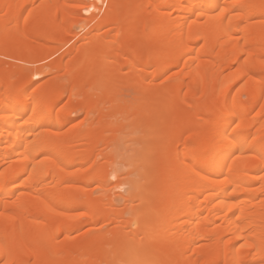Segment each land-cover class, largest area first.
<instances>
[{
  "label": "bare ground",
  "instance_id": "6f19581e",
  "mask_svg": "<svg viewBox=\"0 0 264 264\" xmlns=\"http://www.w3.org/2000/svg\"><path fill=\"white\" fill-rule=\"evenodd\" d=\"M262 4L0 0L14 264H264Z\"/></svg>",
  "mask_w": 264,
  "mask_h": 264
},
{
  "label": "snow or ice",
  "instance_id": "6c2138e0",
  "mask_svg": "<svg viewBox=\"0 0 264 264\" xmlns=\"http://www.w3.org/2000/svg\"><path fill=\"white\" fill-rule=\"evenodd\" d=\"M228 6L225 7H221L219 9V11L216 13L217 17H224L225 19H228V23L229 25H231L232 20H241L243 19V17L239 14V10L244 8V7H248V8H255L256 5H237L234 4L232 6V12L229 13L228 15H225L226 10H227ZM261 8H264V4L260 5ZM88 6L85 5L84 6V10L87 11ZM29 16H31L32 14L29 13ZM25 24H27V18H25L24 20ZM138 53L136 51V49H131L130 50V59L131 60H135V58L137 57ZM148 55H150V52L148 53ZM245 63H247V60H245ZM259 65L261 67L262 70H264V59L259 60ZM130 67L132 66V64L129 65ZM236 127H239V125L237 124ZM227 139V133L224 134V136L222 137V140H226ZM261 160L264 161V153H261L260 156ZM61 171H63V169H61ZM78 171V170H77ZM68 175H74L73 172H69ZM28 179L31 178V176L29 175L27 177ZM108 179L112 182H115L117 179H119V177L117 176V174L115 172H112L109 174ZM120 190H123L122 188ZM242 247H250L249 245H242ZM262 252H264V246H262ZM4 259H0V264H14L13 261V253L12 251H7V253H5V251L3 250L2 247H0V257H5ZM15 264H24L23 261H16ZM41 264H46V262H41ZM237 264H242V262H237Z\"/></svg>",
  "mask_w": 264,
  "mask_h": 264
},
{
  "label": "rangeland",
  "instance_id": "374dc122",
  "mask_svg": "<svg viewBox=\"0 0 264 264\" xmlns=\"http://www.w3.org/2000/svg\"><path fill=\"white\" fill-rule=\"evenodd\" d=\"M79 29H80V28L78 27V30H77V31H80Z\"/></svg>",
  "mask_w": 264,
  "mask_h": 264
}]
</instances>
